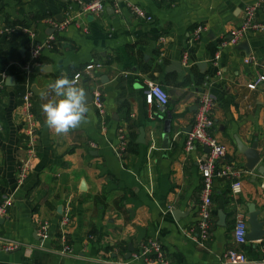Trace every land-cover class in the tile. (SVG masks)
<instances>
[{
	"label": "crops",
	"instance_id": "1",
	"mask_svg": "<svg viewBox=\"0 0 264 264\" xmlns=\"http://www.w3.org/2000/svg\"><path fill=\"white\" fill-rule=\"evenodd\" d=\"M131 1L151 20L134 19L121 3L119 14L107 5L99 15H77L71 0H0V200L11 196L0 235L32 245L37 228L45 224L47 230L43 251L29 256L21 250L0 253V264H123L127 246L134 252L147 238L158 240L169 264H219L220 254L233 245L235 213L245 214L246 205L252 204L264 230V192L259 187L264 177L253 178V169L242 177L236 196L230 195L228 182L213 181L209 240L199 246L194 232L198 165L206 152L199 146L188 153L182 148L198 93L208 91L214 100L210 134L225 148L226 161L245 165L237 140L247 150L253 145L255 166L264 167V82L255 89L246 87L253 77L264 75V12L256 13L263 27L249 31L239 41L243 46L233 47L221 41L239 26L243 6L254 0ZM47 18L68 22L50 33ZM196 27L203 30L194 36ZM4 28L13 31L2 32ZM49 34L51 46L41 49L37 63L24 71L22 60L30 47ZM90 62L101 66L80 82L89 93L99 88L104 130L89 102L90 122L57 136L44 123L42 95L50 93L49 84L62 73L70 77ZM171 62L180 63L179 71L168 68ZM144 79L166 91L163 108L143 102ZM32 86L39 92H30L35 142L27 176L16 186L17 165L26 159L28 148L21 97ZM166 120L169 132L163 148ZM119 130L127 140L121 159L113 153ZM65 210L71 256L62 257L53 251ZM218 212L225 217L224 227L219 226ZM260 248L264 235L243 250L255 259Z\"/></svg>",
	"mask_w": 264,
	"mask_h": 264
},
{
	"label": "built area",
	"instance_id": "2",
	"mask_svg": "<svg viewBox=\"0 0 264 264\" xmlns=\"http://www.w3.org/2000/svg\"><path fill=\"white\" fill-rule=\"evenodd\" d=\"M77 6V15L85 13L99 15L104 11L108 5L112 11L119 14L121 3L126 9L127 13L137 20L150 21L151 16L139 5L133 3L131 0H71ZM258 11L264 12V0H254L247 3L242 9V18L238 27L230 28L227 32L228 38L221 41V45H236L249 31L261 29L263 25L256 21V13ZM45 22L53 31H61L67 24L68 20L57 22L52 18L45 19ZM29 36L32 32L26 28H21ZM203 28L196 27L193 35L197 36ZM13 30L4 28L2 32L11 33ZM53 35L49 34L46 40L37 45H32L28 51V57L22 69L26 72L37 63V58L41 49L49 48ZM216 58V55L214 59ZM248 58H244L247 62ZM100 63L90 62L85 64L80 70L75 71L69 78L78 77L81 80L92 73L94 69L100 68ZM264 82V75L259 74L253 77L246 87L255 89L260 83ZM90 104L94 108L98 116V124L100 130L105 127V109L103 107L101 93L97 86L90 89ZM143 102L147 106H155L156 108H163L167 101L168 95L159 83L151 79L143 80L142 91ZM31 93L26 91L21 97V116L24 121V137L27 145L26 159L19 161L16 169L15 183L19 186L27 176L28 160L32 155L35 136L33 130V121L31 114ZM214 105L212 95L208 91L198 93L196 108L192 116L189 131L184 134L182 141V148L185 153L190 152L195 146L201 149H206L207 152L199 162L198 172L200 183L198 188V203H197V218L194 226L195 240L201 247H205L209 240L210 232V204L212 184L214 180H224L228 182V189L231 196H236L240 193L241 180L245 174H249L247 170L237 167L232 163L226 161L225 148L219 144L215 138L210 134L212 118L211 111ZM127 140L124 137L123 131H118L117 142L113 147V153L117 159H121L122 153L125 150ZM264 192V184L259 185ZM11 196L4 195L0 200V219L6 215L7 208L10 205ZM59 237L58 248L53 251L56 255L67 257L71 256V249L67 243L65 229L70 224L68 211L65 210L58 222ZM248 231L245 214L237 212L233 215L231 225V241L232 247L224 250L219 256V264H264V248L258 250L255 259H248L243 251V248L249 243L245 239ZM37 242L32 245L23 244L17 241L6 240L0 235V253H10L21 250L24 255L29 256L34 250L43 251V242L47 239V230L45 224H41L36 231ZM123 264H169L167 256L161 248L156 238H147L140 242L134 252H131L129 258Z\"/></svg>",
	"mask_w": 264,
	"mask_h": 264
},
{
	"label": "clouds",
	"instance_id": "3",
	"mask_svg": "<svg viewBox=\"0 0 264 264\" xmlns=\"http://www.w3.org/2000/svg\"><path fill=\"white\" fill-rule=\"evenodd\" d=\"M49 92L42 95L41 112L44 123L57 136L88 124L91 117L88 95L78 77L69 78L66 73L52 81Z\"/></svg>",
	"mask_w": 264,
	"mask_h": 264
},
{
	"label": "water",
	"instance_id": "4",
	"mask_svg": "<svg viewBox=\"0 0 264 264\" xmlns=\"http://www.w3.org/2000/svg\"><path fill=\"white\" fill-rule=\"evenodd\" d=\"M48 30L50 33L53 32V29H51V28H49ZM226 38H228V36ZM239 44L241 46L244 45L243 42H239L234 46H238ZM168 66H169L168 68H170V69H176L179 71L180 63L179 62H171ZM197 66L202 67L203 63H197ZM7 84H9V83L7 81H5V85H7ZM30 92H32L34 95L39 94V92L35 89L34 86L30 87ZM86 93L88 95V100L90 102V100H91L90 93L87 90H86ZM168 128H169V120H166L165 121V127L163 128V135H162L163 144L165 145L163 148H166V145H167V141H168L167 136H168V132H169ZM188 131H189V127H187L186 132H188ZM142 136H143V132H142V128H140L138 138L141 139ZM235 146H236L237 152L239 154H242L245 158L246 163L243 166V168L247 171H251L254 169L255 174L252 176L253 178H255L256 175L264 177V167H262V166L256 167L255 166L257 164V157L252 152V149H254V146L252 145L251 150H247L243 146H241V144L237 140H235ZM205 152H207L206 149H205ZM217 218L219 220V226L224 227L225 226V223H224L225 217L223 216V214L221 212L217 213ZM245 218H246V223L248 225V231L245 235L246 241L255 242V241L261 240L262 236L264 235V230H262V228H261L262 223L257 220V212L255 211L252 204L246 205ZM142 238H143V232L141 230H139L137 240H141ZM131 252H132V247L130 245H128L127 246V253L124 256V258L125 259L129 258V255Z\"/></svg>",
	"mask_w": 264,
	"mask_h": 264
},
{
	"label": "trees",
	"instance_id": "5",
	"mask_svg": "<svg viewBox=\"0 0 264 264\" xmlns=\"http://www.w3.org/2000/svg\"><path fill=\"white\" fill-rule=\"evenodd\" d=\"M5 25H7V26H10V25H14V23H12V24H10V25H8L7 23H4ZM18 35H21V33L20 32H18L17 33ZM27 59L25 58V60H22V64L23 63H25V61H26ZM188 80V78H186V81ZM199 81L197 80V82L196 83H198ZM244 249V248H243ZM244 251V250H243ZM244 253L246 254V252L244 251ZM247 255V254H246Z\"/></svg>",
	"mask_w": 264,
	"mask_h": 264
}]
</instances>
